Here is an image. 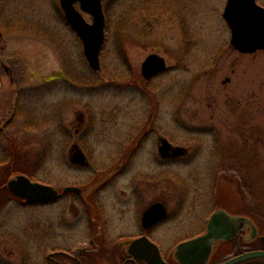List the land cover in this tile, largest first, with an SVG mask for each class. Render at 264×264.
<instances>
[{
    "label": "rangeland",
    "instance_id": "374dc122",
    "mask_svg": "<svg viewBox=\"0 0 264 264\" xmlns=\"http://www.w3.org/2000/svg\"><path fill=\"white\" fill-rule=\"evenodd\" d=\"M225 2L102 0L106 38L92 72L59 0H0V156L11 145L30 179L60 191L123 171L101 194L105 203L140 176L137 186L184 203L181 230L198 232L218 208L247 215L254 194L264 200V50L232 48ZM151 54L167 69L145 82L140 68ZM159 139L190 153L165 161ZM75 146L86 166L71 163ZM5 168L0 183L10 178ZM150 172L154 180L142 177ZM61 207L10 200L0 208V233L22 239Z\"/></svg>",
    "mask_w": 264,
    "mask_h": 264
},
{
    "label": "flooded vegetation",
    "instance_id": "af4514ba",
    "mask_svg": "<svg viewBox=\"0 0 264 264\" xmlns=\"http://www.w3.org/2000/svg\"><path fill=\"white\" fill-rule=\"evenodd\" d=\"M61 14L65 25L73 31L62 10ZM62 72L65 75L64 70ZM63 74L62 78L66 79ZM72 77L76 78L75 75ZM133 142L130 140L126 151ZM157 146L158 156L165 161L187 157L190 153V149L170 145L162 139ZM136 147L132 153L139 151ZM160 151L164 156L159 154ZM122 173L117 172L96 188L79 187L80 194L65 193L57 201L37 205L62 202L56 218H45L41 225L31 224L29 234L23 240L17 235L1 232L0 264H180L176 249L202 235L208 220L198 232L194 227L181 230L184 223H189L185 218L184 203H169L161 198V193L137 186L135 178L140 176L132 179L133 186L127 187L125 192L111 193V203L102 202L101 194ZM152 173L142 177L148 180ZM102 174L98 173L92 181L98 180ZM143 181L142 185L146 179ZM257 249V243L249 248L243 247L242 238L238 237L220 244L207 264H222L231 257Z\"/></svg>",
    "mask_w": 264,
    "mask_h": 264
},
{
    "label": "water",
    "instance_id": "95a60500",
    "mask_svg": "<svg viewBox=\"0 0 264 264\" xmlns=\"http://www.w3.org/2000/svg\"><path fill=\"white\" fill-rule=\"evenodd\" d=\"M76 2H79L83 12L91 16L90 24L75 10L73 5ZM60 5L67 23L81 39L83 54L89 67L93 71H98L100 69L99 55L105 40V18L101 0H60ZM223 19L230 29L229 43L235 51L240 54H254L264 50V8L258 6L256 0H227ZM165 69L164 59L151 54L141 64V75L149 80L164 72ZM160 154L164 156L162 151ZM84 161V156L80 152H76L72 157L74 164L81 165ZM108 175L100 177L89 189L98 187L102 179ZM5 188L25 204L46 203L58 199L65 193L80 194L82 192L78 187L67 186L59 193L52 186L33 181L23 174L10 177ZM239 235L246 244L257 240L264 245V232L259 231L250 217L231 214L226 209L218 208L211 214L205 233L180 244L175 255L180 264H207L221 243L230 242ZM252 259H264V250L243 253L222 264H239Z\"/></svg>",
    "mask_w": 264,
    "mask_h": 264
},
{
    "label": "trees",
    "instance_id": "16d2710c",
    "mask_svg": "<svg viewBox=\"0 0 264 264\" xmlns=\"http://www.w3.org/2000/svg\"><path fill=\"white\" fill-rule=\"evenodd\" d=\"M2 30V27H0ZM15 113L18 116V113L20 114V112H18V109L15 108ZM21 116V114L19 115V117ZM20 119V118H19ZM13 142V140L9 139V142ZM13 147L10 145V147L8 148V152L7 150L5 152L2 153V155L0 156V164L3 165V168L6 167V171H4L3 176L7 177L13 173L21 172V173H25V171L23 169H20L18 167V163H19V157L17 152H15L16 150L12 149ZM28 174V173H25ZM3 181L0 183V199L1 196H3L4 201H0V205H4L6 202H9L10 200H15V198L6 190L4 189L3 186ZM246 189L247 186L245 185ZM244 187V188H245ZM254 194V193H253ZM262 195V194H261ZM259 198H256V195L254 194V204L252 203L251 207L247 208V215L250 216L258 225L259 228L264 229V200L260 199V195L258 196ZM256 201H258V203L256 204ZM252 245H243V247L249 248ZM258 248L261 249L262 246L258 245ZM241 264H264V259H255V260H250Z\"/></svg>",
    "mask_w": 264,
    "mask_h": 264
}]
</instances>
